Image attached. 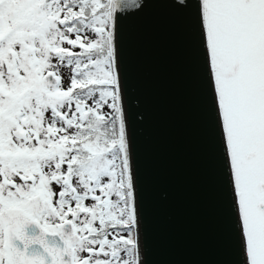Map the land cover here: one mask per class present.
<instances>
[{"label": "snow or ice", "instance_id": "snow-or-ice-1", "mask_svg": "<svg viewBox=\"0 0 264 264\" xmlns=\"http://www.w3.org/2000/svg\"><path fill=\"white\" fill-rule=\"evenodd\" d=\"M118 6L0 0V264H142ZM195 6L245 264H264V0Z\"/></svg>", "mask_w": 264, "mask_h": 264}, {"label": "water", "instance_id": "water-1", "mask_svg": "<svg viewBox=\"0 0 264 264\" xmlns=\"http://www.w3.org/2000/svg\"><path fill=\"white\" fill-rule=\"evenodd\" d=\"M195 3L115 12L142 264H245Z\"/></svg>", "mask_w": 264, "mask_h": 264}, {"label": "trees", "instance_id": "trees-1", "mask_svg": "<svg viewBox=\"0 0 264 264\" xmlns=\"http://www.w3.org/2000/svg\"><path fill=\"white\" fill-rule=\"evenodd\" d=\"M93 34L89 33V36L91 37ZM74 38V36L72 37ZM65 47H70L69 45L65 44L64 45ZM74 51L76 52H79L80 49L77 47L75 49H73ZM55 62V61H54ZM60 74L62 76V85L63 87L66 89L67 87L70 86V79H71V75H72V69L71 67H65V66H62L61 69H60ZM61 189L59 188V191Z\"/></svg>", "mask_w": 264, "mask_h": 264}, {"label": "flooded vegetation", "instance_id": "flooded-vegetation-1", "mask_svg": "<svg viewBox=\"0 0 264 264\" xmlns=\"http://www.w3.org/2000/svg\"><path fill=\"white\" fill-rule=\"evenodd\" d=\"M40 232V229L37 225H27L25 227V233L27 235H38ZM19 244V246L22 248V244H20L19 242H17ZM33 246H37L39 248V245H33ZM86 256V255H85Z\"/></svg>", "mask_w": 264, "mask_h": 264}, {"label": "rangeland", "instance_id": "rangeland-1", "mask_svg": "<svg viewBox=\"0 0 264 264\" xmlns=\"http://www.w3.org/2000/svg\"><path fill=\"white\" fill-rule=\"evenodd\" d=\"M105 110H107V109H105ZM17 182H20L18 180V178H17ZM52 187H53V189H54L55 192H57V193L59 192V188L60 187L57 186V185H55V183H53ZM97 194H99V193H97ZM93 203H94V201H92L91 199H89V200L86 201V205H88V206H91ZM69 218H71V217H69ZM97 226H98V223H97ZM82 255H84V256L86 255L87 256L88 254L87 253H83ZM101 258H103V257H101Z\"/></svg>", "mask_w": 264, "mask_h": 264}, {"label": "clouds", "instance_id": "clouds-1", "mask_svg": "<svg viewBox=\"0 0 264 264\" xmlns=\"http://www.w3.org/2000/svg\"><path fill=\"white\" fill-rule=\"evenodd\" d=\"M26 234V233H25ZM27 235V234H26ZM28 236H33V235H28ZM36 236V235H35Z\"/></svg>", "mask_w": 264, "mask_h": 264}]
</instances>
